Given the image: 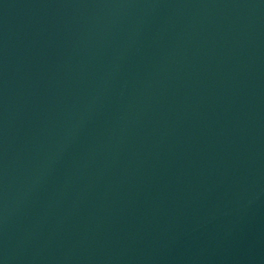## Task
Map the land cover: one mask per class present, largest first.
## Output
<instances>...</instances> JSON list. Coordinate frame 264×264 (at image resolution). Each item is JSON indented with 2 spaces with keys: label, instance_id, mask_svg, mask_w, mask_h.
Returning <instances> with one entry per match:
<instances>
[{
  "label": "water",
  "instance_id": "obj_1",
  "mask_svg": "<svg viewBox=\"0 0 264 264\" xmlns=\"http://www.w3.org/2000/svg\"><path fill=\"white\" fill-rule=\"evenodd\" d=\"M2 264H264V0H0Z\"/></svg>",
  "mask_w": 264,
  "mask_h": 264
},
{
  "label": "snow or ice",
  "instance_id": "obj_2",
  "mask_svg": "<svg viewBox=\"0 0 264 264\" xmlns=\"http://www.w3.org/2000/svg\"><path fill=\"white\" fill-rule=\"evenodd\" d=\"M0 264H2V261H0Z\"/></svg>",
  "mask_w": 264,
  "mask_h": 264
}]
</instances>
